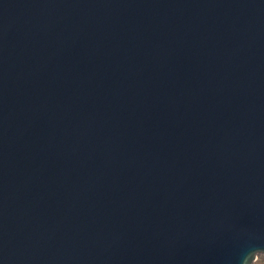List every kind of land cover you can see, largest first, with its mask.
<instances>
[{
  "label": "water",
  "instance_id": "95a60500",
  "mask_svg": "<svg viewBox=\"0 0 264 264\" xmlns=\"http://www.w3.org/2000/svg\"><path fill=\"white\" fill-rule=\"evenodd\" d=\"M264 256V0H0V264Z\"/></svg>",
  "mask_w": 264,
  "mask_h": 264
},
{
  "label": "rangeland",
  "instance_id": "374dc122",
  "mask_svg": "<svg viewBox=\"0 0 264 264\" xmlns=\"http://www.w3.org/2000/svg\"><path fill=\"white\" fill-rule=\"evenodd\" d=\"M256 259L252 264H264V256L258 255Z\"/></svg>",
  "mask_w": 264,
  "mask_h": 264
},
{
  "label": "bare ground",
  "instance_id": "6f19581e",
  "mask_svg": "<svg viewBox=\"0 0 264 264\" xmlns=\"http://www.w3.org/2000/svg\"><path fill=\"white\" fill-rule=\"evenodd\" d=\"M257 260V259H256Z\"/></svg>",
  "mask_w": 264,
  "mask_h": 264
}]
</instances>
